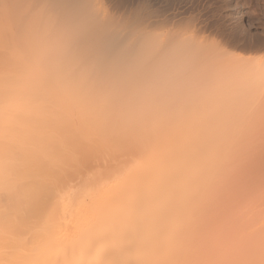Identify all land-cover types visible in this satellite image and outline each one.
Returning <instances> with one entry per match:
<instances>
[{
  "label": "bare ground",
  "instance_id": "1",
  "mask_svg": "<svg viewBox=\"0 0 264 264\" xmlns=\"http://www.w3.org/2000/svg\"><path fill=\"white\" fill-rule=\"evenodd\" d=\"M162 3L0 0V264H264V20Z\"/></svg>",
  "mask_w": 264,
  "mask_h": 264
},
{
  "label": "rangeland",
  "instance_id": "2",
  "mask_svg": "<svg viewBox=\"0 0 264 264\" xmlns=\"http://www.w3.org/2000/svg\"><path fill=\"white\" fill-rule=\"evenodd\" d=\"M124 1H126V0H124ZM163 1V3H162V8H160L161 10L159 11V12H163V11H165V10H167V9H169V8H172V7H178V8H180V10L182 9V10H184V11H182L181 10V12H183L184 13V15H186L187 16V14H188V16H191V14H192V16L194 17V15H195V18H196V15H198L199 17H202L199 21H204V22H208V23H210V25L211 26H213V27H215V26H218L220 23H221V14H220V12H221V10H222V6H223V4L225 3L226 4V6H228L229 8H230V15L228 16V18H227V22H226V24H228V26H226V33L224 34V36L225 35H230L231 33V35L229 36L230 38H231V36L233 37V34L236 32V33H238L237 34V36L239 35L240 36V38H242V35L244 34V32H245V34H246V37H245V34L243 35V40H245L246 38H247V40H250L251 41V39H252V42H254V41H256V33L255 32H257V31H260L262 28H263V26H262V28L260 27L261 25H262V23L261 22H263V20H264V18H262V17H264V16H262L263 15V13H262V15H261V12H264V0H162ZM175 1V2H174ZM178 1V2H177ZM185 1V2H184ZM196 1V2H195ZM189 2V3H188ZM194 2V3H193ZM223 2V3H222ZM260 2V3H259ZM262 2V3H261ZM152 3V2H151ZM221 3V4H220ZM244 3V4H243ZM245 3H247V4H245ZM178 4H183L184 6H180V5H178ZM190 4V7H191V9H188V8H190L188 5ZM195 4V5H194ZM167 5H168V7H167ZM188 7L187 8V10L185 9L186 8V6ZM152 6V5H151ZM151 6H149L148 8H150ZM170 6V7H169ZM253 6V7H252ZM255 6V7H254ZM166 7H167V9H166ZM211 7V8H210ZM235 7V8H234ZM201 8V9H200ZM256 8V9H255ZM218 9V10H217ZM221 9V10H220ZM253 9H255V10H253ZM263 11H262V10ZM192 10V11H191ZM193 10H194V12H193ZM199 10H201V11H199ZM216 10V11H215ZM220 10V11H219ZM187 11H189L188 13H186ZM198 11V12H197ZM237 11V12H236ZM238 11H240V12H238ZM248 11V12H247ZM255 13H254V12ZM191 12H193V13H191ZM205 12V13H204ZM256 12H258V13H256ZM202 15H201V14ZM237 13V14H236ZM247 13V14H246ZM253 13V14H252ZM190 14V15H189ZM219 14H220V17H219ZM257 14V15H256ZM183 15V14H182ZM201 15V16H200ZM234 15H237V17L236 16H234ZM239 15L241 16V18H239ZM206 16H208V17H206ZM260 16V17H259ZM212 17V18H211ZM232 17V18H231ZM233 17H235V18H233ZM211 18V19H210ZM197 19V18H196ZM207 19V20H206ZM214 19H216V20H214ZM239 20V21H238ZM244 20V21H243ZM237 21L239 22V24L237 23ZM261 21V22H260ZM260 22V23H259ZM207 23V24H208ZM232 23V24H231ZM250 23V24H249ZM258 25H260V26H258ZM206 24V25H207ZM231 24V25H230ZM234 24V26H232ZM238 26H237V25ZM210 25H208V26H210ZM230 25V26H229ZM251 25V26H250ZM253 25V26H252ZM255 25H257L256 26V28H255ZM263 25H264V23H263ZM211 26L209 27V28H211ZM239 26H242V27H240L239 28ZM248 26H249V28H248ZM212 27V28H213ZM252 27V28H251ZM258 28V29H257ZM237 29V30H236ZM242 30L243 31V33H241L240 31ZM253 32H252V31ZM263 31H264V28L262 29ZM230 33H229V32ZM241 34H240V33ZM262 32V31H261ZM236 33H235V35H236ZM259 33V32H258ZM258 33H257V36H258ZM264 32H262L261 34H263ZM260 34V35H261ZM227 36H225V38H222L223 37V35L222 36H219L217 39L219 40H217L215 37V39L214 40H212L211 38H210V42H212V41H214V42H226V41H228L230 38L229 37H227ZM251 36H254V37H252V38H250ZM220 37L223 39H220ZM230 40H232V38L230 39ZM242 40V39H241ZM241 42H243V41H241ZM238 44V43H237ZM240 44L242 45V43H239V48L241 47L240 46ZM244 46V44L242 45V47ZM246 46H249V45H246ZM251 47H252V49L250 48V49H248V47L246 48L247 50H246V53H248V54H246L245 53V55H248V57H249V55H251V57H252V55H255V53H257L258 52V54H256L257 55V58H258V56L259 57H262V58H259L260 60L262 59V60H264V55H262L261 56V53L262 54H264L263 53V51H262V49H259V48H255L256 46H254L253 45V43H252V45H251ZM239 48L238 49H236V48H233L234 50V53L235 54H237L236 52H238V50H239ZM240 49H242L243 50V48H240ZM241 50V51H242ZM241 51H239L240 52V54H241ZM255 51H257V52H255ZM262 51V52H261ZM238 52V53H239ZM243 52V51H242ZM251 57H249V58H251ZM257 58L255 59V57H254V59L255 60H257ZM252 59H253V57H252ZM258 59V61H260ZM262 62L264 63V61H260L259 63H261V67H262ZM263 69H261V71H262ZM264 72L262 71V74H263ZM263 77H264V74L262 75ZM261 92V91H260Z\"/></svg>",
  "mask_w": 264,
  "mask_h": 264
}]
</instances>
